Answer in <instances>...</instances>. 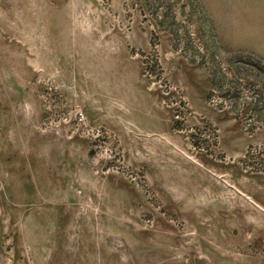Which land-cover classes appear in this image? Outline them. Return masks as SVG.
<instances>
[{
  "label": "rangeland",
  "instance_id": "obj_1",
  "mask_svg": "<svg viewBox=\"0 0 264 264\" xmlns=\"http://www.w3.org/2000/svg\"><path fill=\"white\" fill-rule=\"evenodd\" d=\"M0 264H264V0H0Z\"/></svg>",
  "mask_w": 264,
  "mask_h": 264
}]
</instances>
